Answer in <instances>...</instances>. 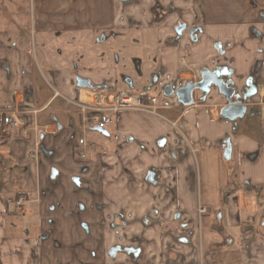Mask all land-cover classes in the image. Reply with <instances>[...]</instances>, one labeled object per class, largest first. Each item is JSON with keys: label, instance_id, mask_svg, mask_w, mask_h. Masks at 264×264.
<instances>
[{"label": "crops", "instance_id": "crops-1", "mask_svg": "<svg viewBox=\"0 0 264 264\" xmlns=\"http://www.w3.org/2000/svg\"><path fill=\"white\" fill-rule=\"evenodd\" d=\"M134 24L158 29L166 81L227 70L244 117L212 87L97 130L76 105L94 92L35 38ZM17 112L33 125L0 132V264H264V0H0V118Z\"/></svg>", "mask_w": 264, "mask_h": 264}, {"label": "rangeland", "instance_id": "rangeland-1", "mask_svg": "<svg viewBox=\"0 0 264 264\" xmlns=\"http://www.w3.org/2000/svg\"><path fill=\"white\" fill-rule=\"evenodd\" d=\"M162 39L157 28L141 27L134 24L125 28L95 30L83 34L37 36L34 45L40 52L38 53L41 55L40 60L50 70L70 71L76 76L89 79L93 84L95 82V84H101L99 83L100 79L109 76L108 72H112L116 76L112 90L107 85L98 86L97 88L100 89L96 90L87 89L103 94L112 93L109 99L105 94L103 101L97 100L103 103L84 104L90 107L84 117L93 121V117L105 112L103 109L111 107L109 100L114 99L112 97L117 93L131 92L136 95L160 98L163 96L162 92L166 86L174 90L191 81L198 82L201 79V75L198 79L192 78L186 70L178 81L165 80L161 65ZM180 58H185V56ZM126 79H131L132 86ZM246 102L247 99L244 100L245 104ZM75 109L81 110V107ZM17 116L23 122V125L19 127L20 130L33 125L30 118L24 117L18 112ZM31 132L29 131V134ZM87 134L88 136L92 135Z\"/></svg>", "mask_w": 264, "mask_h": 264}, {"label": "water", "instance_id": "water-1", "mask_svg": "<svg viewBox=\"0 0 264 264\" xmlns=\"http://www.w3.org/2000/svg\"><path fill=\"white\" fill-rule=\"evenodd\" d=\"M184 26L178 29L180 32ZM227 70H204L201 73V79L198 82H189L184 86L177 88L176 90L167 89L166 95H174L178 101L184 106H191L195 104L194 97L195 91H201L204 94L209 93L212 87L217 88L219 94L225 97L227 104L221 109V116L225 119L235 121L239 118H243L248 107L244 103V100L248 98V95L242 94L234 86L232 80H227ZM77 85L82 88L92 89V84L88 79L78 78ZM100 132L107 134L105 130L100 127L96 128ZM150 179L153 181L154 174L150 175Z\"/></svg>", "mask_w": 264, "mask_h": 264}, {"label": "built area", "instance_id": "built-area-1", "mask_svg": "<svg viewBox=\"0 0 264 264\" xmlns=\"http://www.w3.org/2000/svg\"><path fill=\"white\" fill-rule=\"evenodd\" d=\"M106 96L109 99L110 96L108 94H106ZM112 98L114 99L109 100V105H111V107L103 109L105 112L93 117V121L102 129H106V127L112 123L113 114L119 110L137 108L156 112L159 107V103L162 101V99L156 96L136 95L131 92L117 93ZM22 125L23 122H21L15 113H10L0 118V131L12 132L14 129L19 128ZM79 142L82 145L85 143L84 139H80ZM81 157L85 158L86 154L83 153ZM22 203V201L17 202L19 206ZM199 212L200 214H203L206 212V209L204 207H200Z\"/></svg>", "mask_w": 264, "mask_h": 264}, {"label": "flooded vegetation", "instance_id": "flooded-vegetation-1", "mask_svg": "<svg viewBox=\"0 0 264 264\" xmlns=\"http://www.w3.org/2000/svg\"><path fill=\"white\" fill-rule=\"evenodd\" d=\"M132 26V25H131ZM182 26H184V28H182V30L180 31V32H178V29L180 28V27H182ZM188 29V26H187V23H184L183 21H179L178 22V24H176V26H175V32H176V35L177 36H179V37H181L182 35H183V33L186 31ZM78 78H80V77H78ZM77 78V79H78ZM82 78V77H81ZM84 79H86V78H84ZM89 80V79H88ZM127 80V82H128V84L130 85V86H132V81H131V79H126ZM90 81V80H89ZM192 82V81H191ZM90 83L92 84V89H89V90H96V88L98 87L97 85H95V84H93L91 81H90ZM82 88V87H81ZM86 89H88V88H86ZM99 89V88H98ZM167 89H172V88H170L169 86H166V87H164V89H163V92H162V94H163V96H167L165 93H166V91H167ZM177 89V88H176ZM176 89H174V90H176ZM110 90H112V88L110 89ZM173 90V89H172ZM113 92V91H112ZM94 93H97V94H100L101 92H94ZM105 94H108L109 96L110 95H112V93L110 92V94L109 93H105ZM92 103H94V102H84V101H80L78 104H76L78 107H81V113L82 112H84V113H86V111H89V109H90V107L89 106H87V105H84V104H92ZM97 103H99V102H97ZM98 126H96V128H97ZM103 130H106V129H103ZM19 201H22V202H24V200H19ZM23 204V203H22ZM21 204V205H22ZM20 205V206H21ZM178 219L180 218V216L179 215H177L176 216ZM119 251H124V249L123 248H121V247H115V248H113L112 250H111V254H115V253H117V252H119Z\"/></svg>", "mask_w": 264, "mask_h": 264}, {"label": "bare ground", "instance_id": "bare-ground-1", "mask_svg": "<svg viewBox=\"0 0 264 264\" xmlns=\"http://www.w3.org/2000/svg\"><path fill=\"white\" fill-rule=\"evenodd\" d=\"M86 94H87L86 96L82 97V100L103 103V102H100V101H103V98L105 97V94H103V93L95 94V93H89V92H86ZM97 100H100V101H97Z\"/></svg>", "mask_w": 264, "mask_h": 264}, {"label": "trees", "instance_id": "trees-1", "mask_svg": "<svg viewBox=\"0 0 264 264\" xmlns=\"http://www.w3.org/2000/svg\"><path fill=\"white\" fill-rule=\"evenodd\" d=\"M96 89H98V88H96ZM1 132V131H0Z\"/></svg>", "mask_w": 264, "mask_h": 264}]
</instances>
